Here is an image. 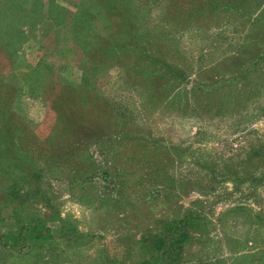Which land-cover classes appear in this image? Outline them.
Wrapping results in <instances>:
<instances>
[{
	"label": "rangeland",
	"instance_id": "obj_1",
	"mask_svg": "<svg viewBox=\"0 0 264 264\" xmlns=\"http://www.w3.org/2000/svg\"><path fill=\"white\" fill-rule=\"evenodd\" d=\"M105 1L0 0V74L32 167L0 143V233L31 217L64 233L0 240V264H264V0H112L130 33ZM53 99L82 124L57 133ZM189 212L180 255L146 247Z\"/></svg>",
	"mask_w": 264,
	"mask_h": 264
},
{
	"label": "trees",
	"instance_id": "obj_2",
	"mask_svg": "<svg viewBox=\"0 0 264 264\" xmlns=\"http://www.w3.org/2000/svg\"><path fill=\"white\" fill-rule=\"evenodd\" d=\"M214 1L217 0H212V2ZM105 9L112 16L120 19L121 21L124 19L128 21V24L127 22L122 23L125 26V29L123 27L124 33H126V31L130 33L131 31L129 30L131 29L134 30V24L130 23L127 11L125 12V10L120 7V5L113 3L112 0H108V2L105 1ZM120 24L121 23L118 25L120 26ZM128 25L130 28H128ZM119 30H122V28L120 27ZM20 31L21 30H19V32ZM134 32L135 31H132L131 33V38L133 39H135ZM20 33H23V31ZM13 34L11 33L10 36H16V38H18V33ZM6 43L3 42V44H1L0 42V50L1 48L7 46ZM129 44L132 45V41ZM147 57H150V54L147 55ZM150 58L152 62H149L148 65L149 67L154 68V72L162 71L163 76L167 75L169 72L175 74V77H182L184 75L180 68L174 67L167 61L156 56H151ZM15 94L16 90H14V88L8 82L6 83L4 81L3 75L0 74V143L5 144L3 145V150L1 149V155L5 156L10 161H12V159H14L15 162L20 161L19 163H16V166H18V169L21 170V172L27 173L31 172L32 167L30 168V166H28L29 162L24 160L19 155V149L17 148L22 142L21 135L26 133V131L29 129V126L27 125V122H25L17 113L13 112L12 100ZM51 104L57 113L55 127L58 129L57 133H67L69 130H73V128L76 129L80 126V124H82V117H77L74 115L69 119V117L66 116L64 105H60L58 99H53ZM62 121L64 124L61 125ZM71 124H73L75 127L70 126ZM26 135L30 134L26 133ZM19 185L18 179H14L13 184L8 187V197H18L17 188ZM196 219H198V217L195 216L193 212L187 213L183 218L179 219L175 223H172L169 225V227L164 229V233L160 234L156 239L146 238V241H148L146 247H150L155 250V255L159 257L174 258L180 255L177 250H180L183 243L190 238L191 234L189 227L194 229L198 228ZM63 237L64 233L56 235L52 228L47 224V221L40 217H31L29 219L23 220L18 232L15 234L0 233V240H2L5 245L14 248L35 245L41 247L54 246L58 244L57 240ZM152 256H154V254Z\"/></svg>",
	"mask_w": 264,
	"mask_h": 264
}]
</instances>
